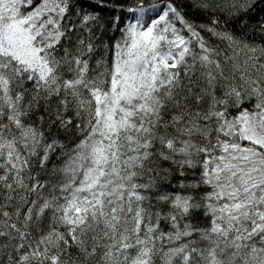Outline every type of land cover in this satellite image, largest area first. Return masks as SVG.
Here are the masks:
<instances>
[{
    "label": "snow or ice",
    "instance_id": "6c2138e0",
    "mask_svg": "<svg viewBox=\"0 0 264 264\" xmlns=\"http://www.w3.org/2000/svg\"><path fill=\"white\" fill-rule=\"evenodd\" d=\"M117 7L0 0V264H264V43L210 27L213 47L161 0L93 68Z\"/></svg>",
    "mask_w": 264,
    "mask_h": 264
},
{
    "label": "trees",
    "instance_id": "16d2710c",
    "mask_svg": "<svg viewBox=\"0 0 264 264\" xmlns=\"http://www.w3.org/2000/svg\"><path fill=\"white\" fill-rule=\"evenodd\" d=\"M81 2H87V0H81ZM161 0H103L105 4L118 5L115 11L111 8H98L95 15L97 20L90 24L95 36L93 44L95 46V52L90 59V66L95 68L98 60H104L110 62L113 54V45L122 39V30L126 24L131 23L132 12L151 7L153 5H160ZM176 6L182 13L186 14V18L194 25L200 26L201 34L205 37L208 43L213 47H219L223 50L226 47V43H222L216 36H213L210 32L204 29L216 28L220 31H228L238 39L246 40L248 42H254L256 44L264 43V32L259 29V25L264 23V0H250L252 8L248 14L242 19H232L225 15H218L213 17L208 13H198L191 7L192 0H174ZM122 9V10H121ZM132 9V11H129ZM91 11V9H88ZM121 17L119 21V28L112 22L115 17ZM219 21L218 25L213 24V20ZM72 21H77V16H71ZM80 25L77 24L79 29ZM79 34V32H77ZM248 105L245 104V107ZM52 132L56 134L57 138L63 140L65 143H71L72 136L65 137L63 132L56 133V129L53 128ZM57 149V155L59 154ZM52 163H57V156L52 157ZM51 167V165H49ZM164 167H167L165 164ZM155 210V208L153 209ZM202 218L198 217V220ZM160 227L162 230L168 231L169 225L166 221H161ZM62 230V229H61ZM73 256H76L75 250H71ZM156 264H162V261L157 258Z\"/></svg>",
    "mask_w": 264,
    "mask_h": 264
},
{
    "label": "rangeland",
    "instance_id": "374dc122",
    "mask_svg": "<svg viewBox=\"0 0 264 264\" xmlns=\"http://www.w3.org/2000/svg\"><path fill=\"white\" fill-rule=\"evenodd\" d=\"M160 5H156V7L158 8ZM154 11L153 7H148L144 9V14H145V18L147 17V15L151 14ZM141 15L140 10H136L132 12V20L131 23H135V19H133V17H139Z\"/></svg>",
    "mask_w": 264,
    "mask_h": 264
},
{
    "label": "bare ground",
    "instance_id": "6f19581e",
    "mask_svg": "<svg viewBox=\"0 0 264 264\" xmlns=\"http://www.w3.org/2000/svg\"><path fill=\"white\" fill-rule=\"evenodd\" d=\"M153 6H156V5H153ZM153 6H151V7H153ZM132 20V19H131ZM122 39L120 38V39H118V41H121Z\"/></svg>",
    "mask_w": 264,
    "mask_h": 264
}]
</instances>
